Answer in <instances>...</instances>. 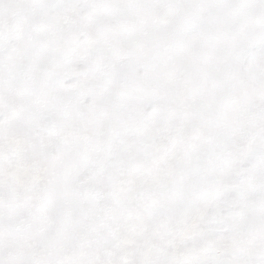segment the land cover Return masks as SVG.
Masks as SVG:
<instances>
[{
	"label": "snow or ice",
	"instance_id": "1",
	"mask_svg": "<svg viewBox=\"0 0 264 264\" xmlns=\"http://www.w3.org/2000/svg\"><path fill=\"white\" fill-rule=\"evenodd\" d=\"M0 264H264V0H0Z\"/></svg>",
	"mask_w": 264,
	"mask_h": 264
}]
</instances>
